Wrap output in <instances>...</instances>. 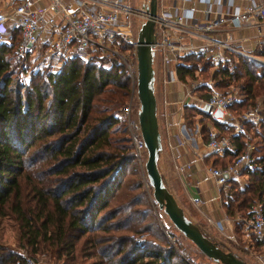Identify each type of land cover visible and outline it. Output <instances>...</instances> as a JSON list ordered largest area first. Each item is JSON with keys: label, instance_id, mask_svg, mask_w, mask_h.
I'll return each mask as SVG.
<instances>
[{"label": "trees", "instance_id": "16d2710c", "mask_svg": "<svg viewBox=\"0 0 264 264\" xmlns=\"http://www.w3.org/2000/svg\"><path fill=\"white\" fill-rule=\"evenodd\" d=\"M19 40V29H12L0 46V218L8 217L18 225L29 254L45 252L63 264H77L81 258H96L92 264H172L177 256L172 248L136 245L126 235L136 231L130 223L143 219L145 211L137 208L139 196L129 195L141 181L125 186L139 160L122 114L130 92L124 66L116 58L105 68L68 56L57 72H47L38 63L22 83L16 74L24 70L28 56H16ZM118 48L127 46L118 44ZM213 65L210 57L190 54L177 63L176 74L179 80L198 78L196 71L204 74ZM209 78L221 92L230 85L239 87L242 98L234 105L236 113L256 101L264 109V65L238 57L216 66ZM199 91L208 96L207 89ZM185 109L190 124L198 109ZM259 130L255 136L264 147V123ZM231 141L235 151L227 152L215 166H225L244 151L241 134ZM257 165L247 173L249 187L239 191L238 198L222 199L228 217L251 213L257 200H262L264 155H258ZM241 222L234 223L236 236ZM0 264L23 262L18 253L0 245Z\"/></svg>", "mask_w": 264, "mask_h": 264}, {"label": "built area", "instance_id": "2783aa9c", "mask_svg": "<svg viewBox=\"0 0 264 264\" xmlns=\"http://www.w3.org/2000/svg\"><path fill=\"white\" fill-rule=\"evenodd\" d=\"M158 10L154 19V58L159 57L165 79L163 83L178 82L176 65L186 55L196 54L210 57L216 66L226 60L225 51L242 54L235 46L232 29L253 27V39L261 37V29L257 21L264 17V0H240L247 4L241 9L234 6L235 0H198L200 9L188 8L183 4H169L158 0ZM189 3L192 0H181ZM145 4L133 9L128 0H4L0 5V46L6 43L8 34L13 28L19 29L20 40L15 48L17 57H27L34 46H38L35 63L46 66L47 72H57L62 65V59L68 56L79 57L87 64L93 54L118 57V44L132 48L136 47L137 32L145 21L147 11ZM223 32L221 38L216 35ZM134 32V34H133ZM259 52L264 57V41L260 42ZM243 55V54H242ZM249 58L259 55L247 52ZM132 89L136 88V71L126 65ZM213 70V69H212ZM185 96L192 97L195 90L207 89L208 96L196 98L205 107L210 108V118L216 123L229 127L230 134L225 136L210 127L206 132V147L212 152L223 154L231 149V138L242 134L246 139L245 126H255V132L264 122V116L258 104L236 113L234 105L238 100V87L230 85L226 91H218L211 79L202 81L194 78L185 86ZM135 101V103H134ZM174 103L178 104L175 100ZM163 105L168 104L163 97ZM139 103L132 94L126 107L122 109L127 129L137 158L141 159L145 148L142 142L138 120L132 118V113L138 112ZM221 115L215 117L213 113ZM181 113V108H180ZM256 145L246 143L244 151L238 154L225 166L209 167L210 177L215 182L219 199L228 198L231 188H248L247 173L258 168L253 151ZM187 165L173 163L178 173H183ZM245 179V180H244ZM194 205H201L199 199H191ZM217 229L220 222L206 219ZM248 227L257 242L264 249V205L257 202L253 205L248 220ZM23 264H36L32 258H24Z\"/></svg>", "mask_w": 264, "mask_h": 264}, {"label": "crops", "instance_id": "0c3cea01", "mask_svg": "<svg viewBox=\"0 0 264 264\" xmlns=\"http://www.w3.org/2000/svg\"><path fill=\"white\" fill-rule=\"evenodd\" d=\"M2 1L4 0H0V5L2 4ZM164 1L169 4H183L188 8L200 9L202 7L198 0H192L189 3H182L181 0ZM128 2L130 3V0H128ZM246 4V2L240 0L234 1V6H239L241 9ZM257 23H259L262 34L259 39H253V36L255 35V29L253 27L243 30H231L232 36L236 41L235 46L242 51L243 55L232 51H225V62H232L238 57H245L255 63L264 65V57L261 56L262 53L259 52L258 49L261 45L260 42L264 41V17L260 18ZM14 29L16 28H13V30ZM222 35L223 32L219 31L216 36L221 38ZM247 52L252 55H259V57H256L255 59L249 58L246 55ZM194 77H198L197 71L195 72ZM193 79L194 78H185V80L178 79V82L169 81L164 83L163 88L164 92L167 94L165 97L168 98V104L163 105L159 100L156 101V116L162 144L158 159V167L161 173L165 170L168 181L170 178V181L172 182L170 187L173 190L172 195H176L178 197L177 199H182V201L184 200V194L187 195L186 204L189 207H184V210H190V216H188V219H190L197 227L203 226L206 231H208L206 225L209 224L206 222L207 218L213 222H220L221 229H217L214 226L213 228L211 226L212 224H210L214 230L208 231V233L216 239H218L217 236H223L225 239H228L232 236H236L234 233V223L242 221L243 218L238 214H235V216L231 218L226 215L222 208V199L220 200L218 197L219 193L217 187L213 179L210 177L208 169L212 166L218 167L215 166V163H221L224 161L227 152L235 151V145L233 144L232 148L226 150L222 155L212 152L206 147L207 137L206 140H204L202 126L205 127L206 132L210 127L216 129L220 133H228L231 129L222 124L216 123L210 118L209 111H207L206 107L196 99L205 97L202 95V92L200 95L199 89L195 90L192 97L185 96V86L188 81ZM154 93L156 96L155 80ZM241 98L242 95L240 94L238 87V102H240ZM175 100L178 101V104L174 103ZM186 106L198 109V111L193 113L190 117V124L187 123L185 117ZM215 123L217 125H215ZM251 127H253L254 130L256 129L255 126ZM227 129L228 132H226ZM254 133L256 132L254 131ZM246 134H248V132H246ZM242 136L245 139V136ZM244 143L246 144L247 141L245 140ZM173 163H176L177 165H187V167L183 173H178L174 170ZM235 190L240 193L239 191L243 190V188L240 186L236 189L231 188V195L228 198L236 196V194H232ZM191 199H199L203 204L196 206L192 203Z\"/></svg>", "mask_w": 264, "mask_h": 264}, {"label": "rangeland", "instance_id": "374dc122", "mask_svg": "<svg viewBox=\"0 0 264 264\" xmlns=\"http://www.w3.org/2000/svg\"><path fill=\"white\" fill-rule=\"evenodd\" d=\"M143 2L145 6H148L149 0H130V5L133 9H138L140 5H143ZM158 4L159 1L157 0V10H158ZM157 13V11H156ZM134 34V32H133ZM132 48H126L124 50H120L118 54L121 55V58L118 57H109V56H103L97 53L93 54V56L90 58L89 62H95L98 65H103V67L108 68L110 65V60L113 61L114 58H116V63H120L124 66V69L126 71L127 67L126 65L129 64V66L133 69L135 68L136 71V58H135V51L133 52L131 50ZM39 47L34 46L29 51L28 59L23 61L24 64V70L20 73L16 74V77H18V80L22 81V83H26V78L30 75L31 72H34L36 70L37 64L35 63V57L38 54ZM199 66L203 65L204 61H199ZM153 69H154V77H155V89H156V101L159 100V102L163 101V97L167 96L166 92H164L163 88V79H165V74L163 75V68L160 64L159 57L156 56L153 63ZM213 69V70H212ZM214 71V67L208 70V72H205L204 74H198V79L202 81L209 80L211 74ZM126 75L128 76V73L126 71ZM208 76V77H207ZM130 92L128 99L125 100V105H123V108L126 107L128 100L132 94H135L136 97V88L135 91L132 89V84L130 81ZM238 92V91H237ZM168 99V98H167ZM135 103V101H134ZM255 104H258L260 107V102L256 101ZM122 108V109H123ZM249 109V108H248ZM262 110V114L264 115V109ZM120 112V109H119ZM190 115V113H189ZM132 118L134 120H137V113H132ZM252 130H246L248 132V135L250 138L244 139L248 143H252L256 145L257 151L255 153L256 156L258 155H264V147L260 146V138L258 136H255V134L259 133L257 131L254 133V129ZM225 136H229L230 133H222ZM130 136V134H129ZM142 162L141 159L137 158L139 160V163L136 162L137 167L135 170H130V176L127 178V182L125 184L129 187H132L136 182L141 181V186L139 189H134L130 191L129 195H138L140 199L141 204L137 206L139 209V212L142 213V211H145L144 218L134 220V224L130 223V225L136 226V231H128L126 235L130 239L134 241L136 245L139 244H146L151 245L152 247L156 249H164V251L169 250L172 248L174 252L177 254L176 258H174L172 264H179L178 261L182 260L186 264H217L213 262L212 260L205 257L196 247L193 243H191L188 239H186L181 233H179L174 226L171 224L168 217L164 214L162 210H160L157 206V204L154 202L152 198V189L147 183V178L145 174L144 169V163L146 160V153L143 152L142 154ZM163 183L166 187V189L173 194V190L170 187V184L172 183L168 181V177L166 175L165 170L161 173ZM245 180V179H244ZM252 188V185L249 189ZM239 190V189H237ZM235 190L232 194H236L233 198H238V192ZM124 191V190H123ZM145 195V196H144ZM238 195V196H237ZM186 196V197H185ZM175 200H177V204L183 209L185 216L188 218L190 216L189 211L184 210L185 208H188L186 202L187 195L184 194V200L177 199L178 197L176 195H173ZM119 201V200H117ZM257 202H260L264 205V196L262 197V200H257ZM183 206V207H182ZM252 210V208H251ZM239 215V214H238ZM251 213L244 212L241 216L242 219V229L237 236H232L231 238L225 239L223 236H217L216 239L212 237L208 231L214 230L210 224L206 225V231L203 226H199L198 228L206 234V236L213 242H216L220 248L226 252H231L236 257H238L240 260L244 261L246 264H264V249L262 247H259L252 236V233L249 230L248 227V220L250 218ZM122 234V233H119ZM125 234V233H123ZM0 245L9 248L16 253H18L22 259V262H24V258L29 257L32 258L36 264H63L62 260H55L53 257H49L45 252H40L37 255L29 254V249L24 245V242L20 238V232L18 229V225L12 221L8 217H2L0 218ZM96 258L93 259H83L77 261V264H92L93 261H96Z\"/></svg>", "mask_w": 264, "mask_h": 264}, {"label": "water", "instance_id": "95a60500", "mask_svg": "<svg viewBox=\"0 0 264 264\" xmlns=\"http://www.w3.org/2000/svg\"><path fill=\"white\" fill-rule=\"evenodd\" d=\"M147 16L137 32L136 58V97L139 103L137 120L142 142L145 148L144 163L148 185L158 208L168 217L174 228L208 259L217 264H246L231 252L222 250L216 242L207 238L201 230L188 219L183 209L177 204L173 195L166 189L158 167L159 154L162 149L161 137L156 116V98L154 93L153 43L154 19L157 0H149L145 7ZM210 111L209 107H206ZM215 117L221 113L215 111Z\"/></svg>", "mask_w": 264, "mask_h": 264}]
</instances>
